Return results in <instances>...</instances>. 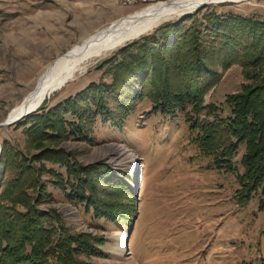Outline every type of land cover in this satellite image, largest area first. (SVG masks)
Returning <instances> with one entry per match:
<instances>
[{
    "label": "rangeland",
    "instance_id": "374dc122",
    "mask_svg": "<svg viewBox=\"0 0 264 264\" xmlns=\"http://www.w3.org/2000/svg\"><path fill=\"white\" fill-rule=\"evenodd\" d=\"M153 3L127 6L119 0H0V146L2 148L3 141H7L30 158V154L40 152V147L49 145L73 154L81 164L102 162L106 168L124 173L135 198L131 222L95 217L81 204L68 201L62 189L47 185L52 201H42L38 207L41 211L56 210L71 231L101 237L102 243H97L101 253L80 255L84 262L261 264L264 261V209L258 210V205L262 196L256 192L244 205L234 196L240 187L237 174L243 171L244 144L239 145L231 158V171L217 169L212 157L200 152L195 142L196 131L189 128L184 114L170 116L152 112L153 103L148 97L136 103L120 128L96 118L90 140L69 137L57 144L44 141L33 147L24 131L27 125L18 123L33 113L54 107L90 83L101 79L110 82L106 67L97 66L124 44L135 40L154 41L141 39L154 31L159 32L155 41L172 42L175 35L172 29L167 32L159 28L167 23H178L177 30L187 29L192 19L184 20V17L198 12L202 45H215L218 41H214L215 36L207 30L212 14L232 13L264 20V0L208 3L184 14H170L137 38L78 63L69 81L43 98H47L43 107L40 105L44 100L37 109L17 121L1 124L58 56L83 38ZM164 36L166 38L162 39ZM248 41L258 44L260 40L249 36ZM216 69L219 79L204 94L203 101L216 104L226 116L230 112L226 96L240 90L244 82L242 67L238 63L222 67L218 62ZM131 89L137 93L136 84L131 85ZM65 117L74 119L70 114ZM138 159L140 185L135 195L133 178ZM45 164L64 172V168L56 164Z\"/></svg>",
    "mask_w": 264,
    "mask_h": 264
},
{
    "label": "trees",
    "instance_id": "16d2710c",
    "mask_svg": "<svg viewBox=\"0 0 264 264\" xmlns=\"http://www.w3.org/2000/svg\"><path fill=\"white\" fill-rule=\"evenodd\" d=\"M197 14L184 17L192 19L187 29L177 30L178 23L159 28L167 32L172 29V42L166 41V36L164 41H155L159 32L154 31L141 38L154 41L135 40L121 46L97 66L106 67L110 82L101 79L90 83L54 107L19 122V126L27 125L24 131L28 142L36 147L44 141L57 144L69 137L90 140L96 118L120 128L136 103L148 97L152 112L184 114L189 128L196 131L200 152L211 156L217 169L231 171V158L244 144L243 171L237 174L240 187L234 196L244 205L259 192L258 210H263L264 20L214 13L207 30L218 42L204 47ZM249 36L260 41L251 43ZM218 62L222 67L238 63L244 78L240 90L225 98L230 107L226 116L216 104L203 101L204 94L219 79ZM135 84L137 93L131 89ZM66 114L74 119H67ZM40 149L27 158L7 141L2 143L0 264H91L79 257L101 253L97 245L102 243L101 237L71 231L56 210L41 211L38 207L42 201H52L47 185L62 189L68 201L81 204L95 217L110 220L131 222L134 195L123 172H114L102 162L81 164L73 154L49 145ZM45 162L63 167L64 172L47 167Z\"/></svg>",
    "mask_w": 264,
    "mask_h": 264
},
{
    "label": "bare ground",
    "instance_id": "6f19581e",
    "mask_svg": "<svg viewBox=\"0 0 264 264\" xmlns=\"http://www.w3.org/2000/svg\"><path fill=\"white\" fill-rule=\"evenodd\" d=\"M165 1V2H164ZM242 0H161L144 10L119 19L93 35L83 38L65 54L58 56L36 79L34 88L13 107L4 122L16 120L24 112L37 108L48 93L61 89L69 81L73 67L99 54L106 53L128 40L142 35L159 20L170 14L180 15L196 9L202 3ZM140 4L148 0H140ZM66 81V82H65Z\"/></svg>",
    "mask_w": 264,
    "mask_h": 264
},
{
    "label": "water",
    "instance_id": "95a60500",
    "mask_svg": "<svg viewBox=\"0 0 264 264\" xmlns=\"http://www.w3.org/2000/svg\"><path fill=\"white\" fill-rule=\"evenodd\" d=\"M204 5H206V3H202V4H200V5L196 8V10L199 9L200 7L204 6ZM122 45H123V44H122ZM65 82H66V81H65ZM35 109H37V108L30 109V110L24 112V113L21 114L16 120H12V121H9V122H4L5 124H4V123H1V124L6 125V124L13 123V122L17 121L18 119H20L21 117H23V116H25V115L31 113V112L34 111ZM0 150H1V146H0ZM139 170H140V161H139V159H138V160L136 161V165H135V177L133 178V185H134L135 195L138 193V191H139V185H140ZM133 222H134V220L132 221V223H133ZM130 230H132V226H131V229H130ZM130 233H131V231H129V234H130ZM126 240H127V239H126ZM126 245H127V244H126Z\"/></svg>",
    "mask_w": 264,
    "mask_h": 264
},
{
    "label": "built area",
    "instance_id": "2783aa9c",
    "mask_svg": "<svg viewBox=\"0 0 264 264\" xmlns=\"http://www.w3.org/2000/svg\"><path fill=\"white\" fill-rule=\"evenodd\" d=\"M122 5L132 6L139 4L140 0H119ZM161 0H148V3L157 2Z\"/></svg>",
    "mask_w": 264,
    "mask_h": 264
}]
</instances>
